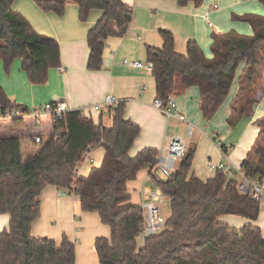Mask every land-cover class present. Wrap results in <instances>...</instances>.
Listing matches in <instances>:
<instances>
[{
    "label": "trees",
    "instance_id": "1",
    "mask_svg": "<svg viewBox=\"0 0 264 264\" xmlns=\"http://www.w3.org/2000/svg\"><path fill=\"white\" fill-rule=\"evenodd\" d=\"M33 1L45 13L58 16L64 15L68 3H75L81 22H86L92 11L103 13L87 38L91 71L102 68L106 41L124 38L134 17L132 8L123 0ZM203 1L178 0L182 7ZM259 1L264 5V0ZM14 2L0 0V60L5 72L10 73L13 63L21 59L29 82L45 85L49 71L61 66L60 45L37 33L25 17L14 11ZM233 19L249 23L254 35L214 33L212 58L196 42L188 44L185 56L178 54L174 36L167 31L161 32L162 49L147 47L156 97L165 107L179 79L180 92L193 86L200 89L203 117L211 121L229 98L238 68L245 62L231 106L230 128L251 114L257 103L256 67L264 47V17L249 14ZM14 109L28 112L0 87V116ZM107 111L112 116L110 127L96 124L81 111H70L60 120L52 116L48 120L31 118L29 134L0 136V215H10L9 227L0 234V264L76 263L74 245L68 240L58 246L48 238L31 234L32 224L39 217L41 194L47 186L78 197L83 212L98 213L111 228L110 240L96 241L100 264H264L260 228L249 224L237 231L220 220L223 216H238L256 221L261 203L240 193L238 182L223 171H217L206 182L191 174L195 149H188L176 172L158 183L162 194L170 199L171 214L164 230L138 249L144 212L130 202L127 183L155 164L158 151L145 149L132 157L130 151L141 128L125 118L124 102ZM25 121L16 118L11 124L20 126ZM258 141L241 166L252 180L264 178V145ZM97 146L105 149L102 165L93 168L87 177L80 176V164Z\"/></svg>",
    "mask_w": 264,
    "mask_h": 264
},
{
    "label": "crops",
    "instance_id": "2",
    "mask_svg": "<svg viewBox=\"0 0 264 264\" xmlns=\"http://www.w3.org/2000/svg\"><path fill=\"white\" fill-rule=\"evenodd\" d=\"M133 10V22L124 38H109L105 43L103 66L98 71L88 69L90 49L87 43L89 32L101 20V11H92L86 22L79 19V7L68 3L63 16L45 13L33 0H15L14 11L25 17L33 29L56 40L61 50V66L49 71L45 85H33L22 69V60L17 59L5 72L0 60V87L17 105L29 111L42 110L47 104L64 102L69 111L85 110L96 124L112 125V116L107 110H94L108 96L125 103V118L141 128V133L130 155L135 157L145 149L159 151L167 138L181 137L188 149H195L191 174L206 182L213 179L217 170L212 166L226 164L235 170L243 162L262 134L264 120V65L255 85L252 112L239 120L231 129L228 123L232 115V103L239 91V78L245 62L238 68L229 98L215 117L206 122L201 110V93L196 86L173 96L177 110L186 121L177 117L168 118L154 107L156 84L152 69L147 67V47L162 49V31L174 36L175 50L187 54L190 42H196L208 58H212L211 45L214 33L235 31L244 36H253L249 23L237 21L233 16L256 15L264 17V5L259 0H204L180 6L178 0H123ZM217 7V8H216ZM141 62L142 67L125 65L124 61ZM180 82L177 79V90ZM175 89V90H176ZM92 109V110H90ZM51 115L42 118L48 120ZM30 122V119H27ZM11 121L0 120V125ZM193 126L188 137L189 127ZM0 132L2 130L0 129ZM29 134V133H28ZM225 148V149H223ZM105 149L97 146L86 156L78 168L80 176L87 177L93 168L100 167ZM131 203L141 206L151 193L161 192L149 169L141 170L136 180L127 183ZM223 223L234 230L254 224L264 238V203L261 204L256 221L223 216ZM10 224V215H0V234ZM31 234L35 238H48L60 246L66 239L75 248V264H100L96 251L98 239H111V228L103 223L98 213L83 212L78 197L64 193L55 186H47L40 199L39 217L33 222ZM138 249L144 242L137 240Z\"/></svg>",
    "mask_w": 264,
    "mask_h": 264
},
{
    "label": "built area",
    "instance_id": "3",
    "mask_svg": "<svg viewBox=\"0 0 264 264\" xmlns=\"http://www.w3.org/2000/svg\"><path fill=\"white\" fill-rule=\"evenodd\" d=\"M124 64L135 68L143 66L141 62H129L128 60H125ZM147 67L152 69V65L150 63L147 64ZM119 103L120 102H118L113 96H108L103 104L95 106L92 109L104 111L111 106L116 107ZM154 107L160 110L168 118L177 117L182 121H186L185 116L177 112V105L172 95L169 96V105L167 107H165L163 102L159 99L154 102ZM68 112L70 111L68 110L66 103L58 102L47 104L39 111L28 110V112H24L20 109L9 110L4 115L0 116V120L12 121L16 118H24L26 120L31 118L39 119L47 114L57 120H60ZM81 112L89 117L88 114L85 113V110H81ZM192 129L193 126H190L188 137L191 135ZM36 141L39 142L40 139L37 138ZM166 142L167 144L158 151L155 157V164L149 167L150 174L157 183L168 180L172 174L176 172L177 163H180L184 159L188 150L186 141L181 137L176 136L167 138ZM212 168L217 171H223L231 180H236V177L239 176L240 180H236L238 182L239 192L250 196L252 199L261 204L264 203V178L261 180H252L246 176L241 168L235 170L226 164H219L217 166L213 165ZM163 198L164 196L162 192L157 191L149 194L147 200L141 204L140 207L144 212V222L138 235V240L145 242L147 239L164 230L166 218L163 217L160 211V203Z\"/></svg>",
    "mask_w": 264,
    "mask_h": 264
},
{
    "label": "rangeland",
    "instance_id": "4",
    "mask_svg": "<svg viewBox=\"0 0 264 264\" xmlns=\"http://www.w3.org/2000/svg\"><path fill=\"white\" fill-rule=\"evenodd\" d=\"M264 65V47L261 49L260 51V56H259V63L256 67V71H257V78H259L260 75V69L261 67ZM180 91L179 90H175L174 91V97L180 95ZM175 99V98H174ZM178 112V110H177ZM179 113V112H178ZM263 124H264V120H263ZM0 129L2 130V132H0V136H13V135H21V134H28L30 133V122L28 120L25 121L24 124L20 125V126H15L10 124L9 126L6 124L0 125ZM260 143V145H264V131L260 136V139L258 141ZM187 143V142H186ZM187 146L188 143H187ZM179 166V162L177 163V167ZM236 180L239 181L240 177L237 176ZM164 196V195H163ZM161 204V214L163 215L164 218H168L171 214V202L170 199L165 197L163 198Z\"/></svg>",
    "mask_w": 264,
    "mask_h": 264
}]
</instances>
